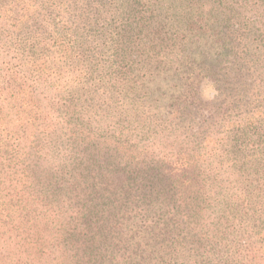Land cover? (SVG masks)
Returning a JSON list of instances; mask_svg holds the SVG:
<instances>
[{
  "label": "trees",
  "instance_id": "1",
  "mask_svg": "<svg viewBox=\"0 0 264 264\" xmlns=\"http://www.w3.org/2000/svg\"><path fill=\"white\" fill-rule=\"evenodd\" d=\"M83 4L0 44V264H264V0Z\"/></svg>",
  "mask_w": 264,
  "mask_h": 264
},
{
  "label": "rangeland",
  "instance_id": "2",
  "mask_svg": "<svg viewBox=\"0 0 264 264\" xmlns=\"http://www.w3.org/2000/svg\"><path fill=\"white\" fill-rule=\"evenodd\" d=\"M62 0H0V44L9 45L26 39L30 34L45 35L51 24L58 23L63 11L56 8ZM89 0H65L73 25L86 29L94 11L83 8ZM60 15V16H59ZM81 15V16H80ZM262 129L264 124L262 123Z\"/></svg>",
  "mask_w": 264,
  "mask_h": 264
}]
</instances>
